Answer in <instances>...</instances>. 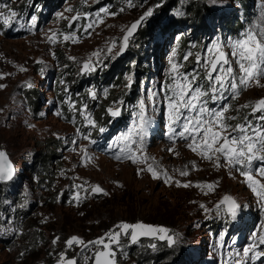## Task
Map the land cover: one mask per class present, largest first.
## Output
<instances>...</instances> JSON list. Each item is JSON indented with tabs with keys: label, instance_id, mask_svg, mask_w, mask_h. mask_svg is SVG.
I'll use <instances>...</instances> for the list:
<instances>
[{
	"label": "rangeland",
	"instance_id": "374dc122",
	"mask_svg": "<svg viewBox=\"0 0 264 264\" xmlns=\"http://www.w3.org/2000/svg\"><path fill=\"white\" fill-rule=\"evenodd\" d=\"M193 1L206 3L210 9L195 21L183 24L174 16L158 15L160 6L152 2L116 7L108 0L0 1L17 12L10 26L0 18V151L6 153L14 169L12 180L0 181L7 184L0 187V195L3 192L10 197H0V264H54L61 261L62 254L66 259H76L77 264H85V257H89L87 264H93L95 249L82 252L81 245L69 248L66 241L78 237L87 243L110 231H119L116 226L121 223L139 222L166 228L167 235L177 243L169 246L167 240L159 239L161 234L140 237L135 243L130 236H121L119 247L113 246L116 264L153 261L162 252L166 257L155 258L151 264H233L239 259L236 254L252 242V235L264 229V210L243 177L235 171L230 174L226 167L217 169L193 153L185 141L173 143L168 139L161 91L173 51L177 53L176 61L185 64L182 70L192 71L195 58L182 60L187 52L203 55L205 46L215 40L239 38L264 15V0ZM38 2L44 3V11L36 17L35 28H29L34 16L29 7L36 8ZM102 8L116 15L101 13L103 23L97 22L85 32L83 26L94 21ZM149 9L152 15L130 37L125 51L116 55L125 30ZM0 11L8 14L7 8ZM77 14L80 19L69 27L70 18ZM236 22L241 25L235 30L236 37H228L227 27ZM147 26L150 28L145 32ZM73 32L77 43L63 40V35ZM194 32L202 44L177 48L176 37H191ZM52 33L58 34L59 42H49ZM113 41L116 47L108 54ZM94 52L99 53V63ZM132 59L135 66L127 71L120 85L100 89L101 82L114 79L121 71L125 74ZM89 60L95 70L84 72L83 64ZM129 76L133 78L130 88L126 86ZM145 80L146 87H140ZM260 84L264 85V79ZM34 90L38 94L35 99L28 95ZM149 90L161 95L157 110L148 108L153 124L144 152L154 158L161 172L172 177L168 183L163 175L154 179L147 170L139 171L146 168L145 164L116 160L119 149L110 147L131 126L135 106ZM91 91L97 93L95 100ZM261 98L264 86H252L230 102L236 108ZM85 105L96 128L89 126L82 115ZM117 106L121 114L112 117L108 109ZM249 112L243 109L239 115ZM230 114L237 115L235 111ZM100 127L105 131L100 132ZM89 134V139L83 138ZM85 150L90 159L84 158ZM38 156L40 163L43 157L50 158L46 160V176L33 170ZM185 169L189 175L181 176L178 170ZM176 181L191 186H177ZM204 184H214L215 189L208 191ZM92 186H99L104 192L92 193ZM77 193L79 200L74 199ZM225 195H231L241 205L235 220L223 208L217 212L216 206ZM213 228L216 236L211 233ZM260 250H264V245H260ZM262 261L264 257L249 264Z\"/></svg>",
	"mask_w": 264,
	"mask_h": 264
},
{
	"label": "snow or ice",
	"instance_id": "6c2138e0",
	"mask_svg": "<svg viewBox=\"0 0 264 264\" xmlns=\"http://www.w3.org/2000/svg\"><path fill=\"white\" fill-rule=\"evenodd\" d=\"M5 8L8 14L0 11V18L4 25L10 26L17 17V12L8 8L6 4H0V9ZM67 11L71 12L73 9L68 8ZM101 13L116 15V13H110L107 8L100 9V12L96 13V19L83 26L85 32L96 26L97 22L103 23ZM151 15L152 9H149L140 20L125 30L123 43L116 55L125 51L134 31ZM79 19V14L71 17L69 27L72 26V22ZM36 22L37 18L32 16L29 28H35ZM57 35V33H52L48 37L49 42L53 44L59 42ZM63 40L77 43L78 37L73 32L63 35ZM115 47L116 43L113 41L107 53L112 54ZM192 47L196 46L192 45ZM93 56L97 57V63H99V53L94 52ZM176 56V51H173L169 59L167 79L161 88L167 114L168 139L173 143L177 140L185 141L186 146L193 153L203 160L212 162L217 169L226 167L230 174L233 171L237 172L244 178V183L257 198L259 207L264 210V98L236 108L230 102L237 100L243 91L252 86H264L260 84V81L264 79V15L261 16L260 21L242 32L239 38H229L226 42L215 40L205 46L203 55L199 52H187L182 57L183 61L187 62L189 57L195 58L196 67L190 72L182 70L185 64L178 63ZM70 59L73 58L70 57ZM24 70L21 68V71ZM94 70L95 66L91 60L84 62V72ZM127 79L126 86L130 88L133 78L129 76ZM28 86L31 87V85ZM160 95V92L149 90L146 98L139 100L135 106L131 126L117 136L110 147L119 149L118 154L115 155L116 160L127 159L134 164H145L146 168H141L139 171L147 170L154 179H160L163 175L165 183H168L172 177L166 171L161 172L155 165L154 158L148 157L144 152L149 129L153 124L152 117L148 115V108L150 106L153 112L157 110ZM90 96L95 100L97 93L91 91ZM70 107L75 110L74 106ZM243 109H249L250 112L241 117L239 114ZM233 111L237 115L230 114ZM108 112L112 117L121 114L119 106L109 108ZM82 115L89 126L96 128V122L87 113L86 105ZM249 116L252 119H249ZM233 121L236 122L232 123ZM98 130L104 132L105 128L100 127ZM89 136L90 134L83 138L89 139ZM169 151H174V149H169ZM84 158L90 159L87 157L86 150ZM149 160L153 162L149 163ZM178 171L181 176L189 175L187 169ZM13 175L14 169L8 163L6 153L0 151V181H10ZM176 184L185 188L191 186L190 183L181 184L179 181H176ZM196 186L201 187L199 184ZM203 188L213 191L215 185L204 184ZM91 192L103 193L104 190L99 186H92ZM104 194L107 195V193ZM74 199L79 200L78 193ZM201 207L204 206L201 205ZM216 208L218 213L223 208V211L235 220L241 205L231 195H225ZM116 228L119 231H110L105 237L94 241L86 243L78 237H72L66 241V244L69 248L74 244L81 245L82 252L95 249L92 253L94 264H116V252L113 246L119 247L121 236H130L131 241L135 243L139 236L161 234L159 239L167 240L169 246L177 243V240L167 235L168 230L162 227H153L143 223H121ZM251 241L242 253L236 254L239 259L234 260L233 264H249V261L254 262L264 257V250H260V245H264V229L254 233ZM53 243L56 241L54 240ZM88 259L90 258L85 257V264ZM60 264H76V261L68 260L62 254ZM261 264H264V261Z\"/></svg>",
	"mask_w": 264,
	"mask_h": 264
},
{
	"label": "trees",
	"instance_id": "16d2710c",
	"mask_svg": "<svg viewBox=\"0 0 264 264\" xmlns=\"http://www.w3.org/2000/svg\"><path fill=\"white\" fill-rule=\"evenodd\" d=\"M1 2H4L5 0H0ZM112 5L114 4L116 7H122L124 4L127 5V4H130V3H135V4H141V5H147L149 4L150 2H152L153 4H158L160 7L157 9L156 13L158 15L161 14V16L163 18H166V17H173L174 18H177V19H180V20H176V21H179L181 24H183L184 21L186 22H191V21H195V19L199 18L200 15L206 11H208L210 8L208 7V5L206 3H197L193 0H108ZM44 3L42 2H38L36 8H32V7H29V12H33L34 13V16L35 17H39L42 13V11H44ZM246 7H248V5L246 4L245 5ZM162 8V10H161ZM28 10V9H27ZM45 10H46V7H45ZM161 10V12H159ZM26 12V9L23 11V13ZM241 27V25L236 22L233 26L229 25L227 27V32H228V37H236V29H239ZM150 26L146 27L144 29L145 32H148ZM160 29H165V28H160ZM226 34V33H225ZM176 40H177V48H182L184 49L185 47L187 48L189 44H193V45H200L202 44V39L201 37L198 36V34L196 32H194V35H192L191 37H188L187 35L185 36H182V35H179L178 37H176ZM135 62V59H132L130 62H129V66H126V73L124 74L123 71H121L114 79L112 80H105L103 82H101V84L99 85L100 89L103 88V87H107V88H103V90H107V89H110V85H113L116 84V85H120L121 82L124 80V77H126L128 75V70H132L135 66L134 64ZM103 78V77H102ZM101 78V80H102ZM146 79V77H145ZM60 82H61V79L57 80L56 83H58L57 85H60ZM94 87H98L97 84H93ZM115 85V86H116ZM140 87L144 86L146 87V80L144 83H140L139 85ZM28 95L31 97V98H34L38 95L36 94L35 90L33 92H31L30 94L28 93ZM123 99L126 100V97H124ZM137 99V98H135ZM132 100V99H130ZM132 101H136V100H132ZM35 104V102H33ZM37 104V103H36ZM39 159V156L36 158V164H34L33 166V170L35 171L36 174H42L43 176L45 175L46 176V166H47V163L48 161H50V158H44L41 160L42 163H40L38 161ZM48 160V161H46ZM39 162V163H37ZM30 170V167L28 168ZM48 179H49V176L47 175ZM7 184H3L0 182V187ZM3 191V189L0 188V192ZM1 198H4V199H10L9 196L6 195V193H3L2 192V195H0ZM228 222L226 223V225L228 226ZM216 228H213L211 233H213L214 236H216ZM170 253H167V255H169ZM163 257H166V253L165 252H162L160 255H157L155 258H163ZM155 258L153 259V261L155 260ZM164 259V258H163ZM152 260H143L142 262H139V264H151L153 263Z\"/></svg>",
	"mask_w": 264,
	"mask_h": 264
},
{
	"label": "water",
	"instance_id": "95a60500",
	"mask_svg": "<svg viewBox=\"0 0 264 264\" xmlns=\"http://www.w3.org/2000/svg\"><path fill=\"white\" fill-rule=\"evenodd\" d=\"M140 20V19H139ZM138 21V20H137ZM136 21H134L133 23H135ZM132 23V24H133ZM140 26L141 25H139L138 27H137V29L134 31V33H133V35H132V37L133 36H135L136 35V33H137V31L139 30V28H140ZM7 156V155H6ZM7 161H8V163H10V161L8 160V156H7ZM11 164V163H10ZM1 182H8V181H1ZM140 223V222H139ZM144 224V223H143ZM145 225H147V224H145ZM150 226H153V227H156V226H154V225H150ZM140 237H144V236H139V238ZM138 238V239H139ZM68 260H75L76 261V259H74V258H70V259H68ZM54 264H60V261H56ZM76 264H77V261H76ZM94 264V263H93Z\"/></svg>",
	"mask_w": 264,
	"mask_h": 264
}]
</instances>
